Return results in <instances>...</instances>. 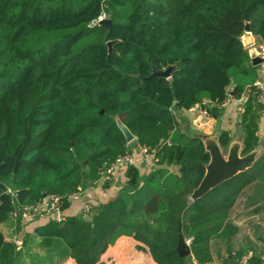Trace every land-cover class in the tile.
<instances>
[{
  "label": "trees",
  "instance_id": "1",
  "mask_svg": "<svg viewBox=\"0 0 264 264\" xmlns=\"http://www.w3.org/2000/svg\"><path fill=\"white\" fill-rule=\"evenodd\" d=\"M103 14L111 31L100 24ZM247 21L264 44V0H0V223L27 218L44 193L60 197L64 212L72 195L97 186L132 152L119 116L160 168L143 178L129 166L116 198L37 227L41 246L62 242L77 264H103L107 249L130 233L158 264H186L177 251L182 236L199 264L211 261L212 240L236 231L230 216L242 183L264 181V158L192 202L210 156L181 132L177 111L224 100L233 88L236 99L248 95L256 120L258 69L240 41ZM171 65V78L142 82ZM220 141L227 146L230 135ZM233 252L231 264H244ZM18 253L0 229V264H16Z\"/></svg>",
  "mask_w": 264,
  "mask_h": 264
},
{
  "label": "crops",
  "instance_id": "2",
  "mask_svg": "<svg viewBox=\"0 0 264 264\" xmlns=\"http://www.w3.org/2000/svg\"><path fill=\"white\" fill-rule=\"evenodd\" d=\"M251 36L253 43L247 48L251 50V54L252 52H256L264 58V44H262L259 38L253 36L252 32ZM255 67L258 69V81H263L264 63ZM233 95H231V102L222 110V113H212L210 117L202 115L201 110L194 112L186 110L177 111L181 132L188 139L191 138L186 130L192 128L206 135H214L215 137H219L221 132L222 134L227 132L232 141L237 139L242 141L241 149L243 154L255 149L260 150V152L264 151V113L262 111L259 114L257 113L258 117L254 121L252 116L255 113L251 114L247 111L248 95L245 93L241 99H236ZM134 142L131 143V154L135 158V166L139 168L141 176L144 178L146 175L157 171L160 167L156 164L153 155L145 156L141 154ZM167 168L174 173L179 171L176 165H171ZM127 169L126 167H119L115 171L114 179L108 187L98 184L95 187L83 190V195L79 199H71L72 204L64 211V215H79L84 210L86 211L85 207L88 204H91L92 207L100 206L116 198L127 185ZM249 187H258V189H253L254 195L252 196L253 198L256 196L260 198L252 200L248 204V209L241 216L243 217L241 223L230 216V224L236 228V231L233 233L229 232L221 238H214L212 240L211 261L206 264H231V254H229V249L231 248H233L234 252L237 250L242 252L244 264H247L248 258L252 255L264 256V190L262 189L264 181L256 180L247 184L242 183V190L238 197L243 192H249L246 190ZM249 194L251 195V193ZM44 202H46V199ZM36 217L38 219L35 222L29 221L28 218L18 222L17 215L12 214L9 220L0 223V229L5 239L16 242L18 245L19 253L16 264H77L69 255V250L64 243L60 242L58 247L55 248H43L41 246L42 239L37 235L36 229L49 223L55 217L46 212H41ZM244 222H249L251 227L243 230L241 227H245L242 226ZM139 246L144 247L146 250L140 249ZM101 261L103 264H158L151 256L148 247L134 239L130 233L119 236L101 256ZM186 264L199 263L192 255L187 259Z\"/></svg>",
  "mask_w": 264,
  "mask_h": 264
},
{
  "label": "water",
  "instance_id": "3",
  "mask_svg": "<svg viewBox=\"0 0 264 264\" xmlns=\"http://www.w3.org/2000/svg\"><path fill=\"white\" fill-rule=\"evenodd\" d=\"M100 24L106 25L110 31L112 30L111 19H102ZM117 41L119 40H109L107 42L109 52L114 51V44ZM240 41L243 43L244 47H249L253 43L250 21L246 22L245 32L242 36H240ZM251 62L252 65L257 66L261 63H264V58L256 52H252ZM175 68V65H171L163 71L154 70L149 76L141 77V80L144 82L155 77H164L169 79L171 78L172 72ZM138 77H140V75H138ZM230 94H234L233 88L230 91ZM177 107L180 108V105L177 104ZM116 122L120 130L123 132L127 143H133L136 140L135 135L123 123L119 116L116 117ZM186 132L189 134L191 139L200 140L203 143L206 152L210 156L209 162L205 165V174L201 182L190 195L192 202L204 198L223 183L235 178L243 172L252 169L262 158H264V151L260 152L258 149L243 154L241 149L242 141L238 139L233 141L230 139L227 146L222 145L220 141L222 132L220 133L219 137H215L214 135H206L195 128L187 129ZM43 196L46 198L45 208H47V205L50 203V198L46 197L45 193ZM177 251L181 257L190 258L192 256L191 247L182 236H179Z\"/></svg>",
  "mask_w": 264,
  "mask_h": 264
},
{
  "label": "built area",
  "instance_id": "4",
  "mask_svg": "<svg viewBox=\"0 0 264 264\" xmlns=\"http://www.w3.org/2000/svg\"><path fill=\"white\" fill-rule=\"evenodd\" d=\"M105 16L106 15L103 14L99 18V21L104 19ZM255 86L259 90V92L257 94V98H258L259 103L262 104V106H263L262 113H264V80L263 81H261V80L257 81L255 83ZM231 97L232 96L230 95L229 97H226L224 100H205L204 105L206 107H203L202 105H196L195 107H193L189 111L194 112L196 110H201L202 115H204L206 117H210L212 115V113L209 110V108L217 107L220 109H225L229 105V103L231 102V100H232ZM137 148L141 154H143L145 156L153 155L155 157L154 151L149 150L148 147L137 146ZM131 165H135V158H134L133 154L128 153V154H124V155L119 156L117 158V160L113 164H111L102 173L99 184L111 183L114 179L115 171L119 167L128 168ZM82 195H83V191L82 192L79 191L78 193L72 195L70 198L71 199H79V197H81ZM61 202H62V200L58 196L50 197V203L47 205V208H45L46 202H43V204L38 205V206H31L27 210L26 217L28 219H31L41 212H46L47 214L54 216L57 221H63L65 219V215L61 209ZM92 208L93 207L91 204H88L85 207L86 211H90V210H92ZM186 241L190 245L191 239H188ZM263 264H264V262H263Z\"/></svg>",
  "mask_w": 264,
  "mask_h": 264
},
{
  "label": "rangeland",
  "instance_id": "5",
  "mask_svg": "<svg viewBox=\"0 0 264 264\" xmlns=\"http://www.w3.org/2000/svg\"><path fill=\"white\" fill-rule=\"evenodd\" d=\"M106 18H107V16H105L104 19H106ZM256 184H254V185H256ZM253 189H258V187H252V188L249 187V189H246L249 192H243L242 195H240V197H238L236 202H235V205H234L235 208H233L231 216L234 217L236 220H238L239 223H241L243 221V217H241V216H243L245 214V210L248 209V207H247L248 204L250 202H252V200L260 198V197H257V196L253 198V196H252V195H254ZM262 189L264 190V187H262ZM249 193H251V195ZM36 216H34L33 218L29 219V221L32 220L31 222H35V220L38 219V217H36ZM249 224H250L249 222H244V225H242V226H245V227H241V228L243 230H245L246 228H250L251 226ZM19 242H21V241H19Z\"/></svg>",
  "mask_w": 264,
  "mask_h": 264
}]
</instances>
